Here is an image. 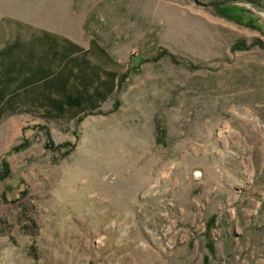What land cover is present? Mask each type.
Masks as SVG:
<instances>
[{"label": "rangeland", "instance_id": "obj_1", "mask_svg": "<svg viewBox=\"0 0 264 264\" xmlns=\"http://www.w3.org/2000/svg\"><path fill=\"white\" fill-rule=\"evenodd\" d=\"M35 29L124 79L0 104V264H264V0H0V45Z\"/></svg>", "mask_w": 264, "mask_h": 264}, {"label": "trees", "instance_id": "obj_2", "mask_svg": "<svg viewBox=\"0 0 264 264\" xmlns=\"http://www.w3.org/2000/svg\"><path fill=\"white\" fill-rule=\"evenodd\" d=\"M91 46L84 49L46 29H35L25 37L17 34L4 42L0 45L1 111L30 107L52 115L90 111L100 105L124 79V73L116 72L106 50L95 42ZM6 175L3 162L0 179Z\"/></svg>", "mask_w": 264, "mask_h": 264}]
</instances>
